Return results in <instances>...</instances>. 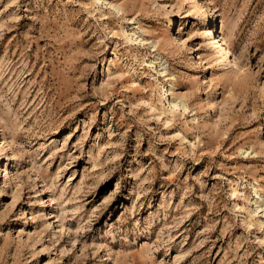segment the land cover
<instances>
[{"label": "rangeland", "instance_id": "obj_1", "mask_svg": "<svg viewBox=\"0 0 264 264\" xmlns=\"http://www.w3.org/2000/svg\"><path fill=\"white\" fill-rule=\"evenodd\" d=\"M0 264H264V0H0Z\"/></svg>", "mask_w": 264, "mask_h": 264}, {"label": "bare ground", "instance_id": "obj_2", "mask_svg": "<svg viewBox=\"0 0 264 264\" xmlns=\"http://www.w3.org/2000/svg\"><path fill=\"white\" fill-rule=\"evenodd\" d=\"M204 3H205V6H207V8L209 9V6L207 5L206 1H205ZM207 8H206V9H207ZM117 9H118V8H117ZM119 11H121V10H119ZM209 12H211L210 9H209ZM209 16H210V15H208V13H207V11H206V13H205V17H209ZM221 38H222L221 40H223V41L225 42V43H223V44H227V38H225L224 35H222ZM221 40H220V41H221ZM220 41H219V42H220ZM229 52H230V51H229L228 49H226V50L222 53V55H224L225 57H227V56H228L227 54H229ZM160 65L163 67V66H165V63H160ZM163 70H164V71H163L162 73L164 74V73L166 72V67H164ZM261 207H262V205L259 206V208H261Z\"/></svg>", "mask_w": 264, "mask_h": 264}]
</instances>
